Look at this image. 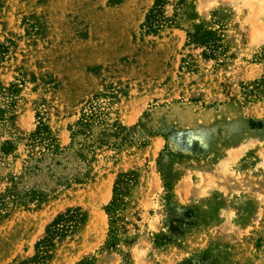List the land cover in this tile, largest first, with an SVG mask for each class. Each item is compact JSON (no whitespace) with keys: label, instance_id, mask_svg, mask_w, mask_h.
I'll return each instance as SVG.
<instances>
[{"label":"rangeland","instance_id":"obj_1","mask_svg":"<svg viewBox=\"0 0 264 264\" xmlns=\"http://www.w3.org/2000/svg\"><path fill=\"white\" fill-rule=\"evenodd\" d=\"M155 1L0 0V197L39 125L66 148L92 114L108 138L84 182L0 203V264H264V0H163L154 32Z\"/></svg>","mask_w":264,"mask_h":264},{"label":"trees","instance_id":"obj_2","mask_svg":"<svg viewBox=\"0 0 264 264\" xmlns=\"http://www.w3.org/2000/svg\"><path fill=\"white\" fill-rule=\"evenodd\" d=\"M163 0H157L154 6L149 10L145 18V24L149 31H156L157 25L165 22L162 17ZM190 35V33H189ZM195 41L199 44L207 45L211 52H214L219 47V38H217L213 31H208V34L201 38L195 37ZM94 117L92 114H84L78 122L71 127V143L68 147H61L57 138L46 125H39L38 129L30 135L29 152L27 157L23 160L21 171L18 175L11 176V185L7 186L0 197V203L4 204L6 198L23 203L34 199H44L50 192L57 190L63 186H70L73 183H82L89 177L91 162L94 160L96 148L105 144L108 138L103 136L95 137L91 131ZM104 123L102 119H99ZM121 129H125L120 127ZM117 137L116 130L112 133ZM116 144V142H114ZM37 148V149H36ZM13 149L11 144L3 146L4 154H9ZM77 152L78 156L72 155V152ZM93 153L89 158L87 153ZM70 157V158H69ZM73 157L74 159H72ZM46 175L48 180L43 182V189L30 188L27 190H20L18 185L24 179L32 176ZM136 172L128 171L118 175V179L114 185V199L111 204L117 200L120 193V187L126 186L133 182ZM54 185V186H50ZM8 198V199H9ZM110 208V207H109ZM108 209V208H107ZM109 210V209H108ZM84 216L78 209L68 210L65 214H60L49 226L47 236L43 238L38 244L47 248L53 245V239L56 236H65L69 231L74 230L80 223L83 222ZM46 254L38 249L37 261H43Z\"/></svg>","mask_w":264,"mask_h":264},{"label":"bare ground","instance_id":"obj_3","mask_svg":"<svg viewBox=\"0 0 264 264\" xmlns=\"http://www.w3.org/2000/svg\"><path fill=\"white\" fill-rule=\"evenodd\" d=\"M207 1H208V0H207ZM246 14H248V13H246ZM247 16H248V15H247ZM247 16H246V17H247ZM218 182H219V181H218ZM108 183H109V185H110V183H111V179H109ZM221 183H222V182H221ZM109 185H108V186H109Z\"/></svg>","mask_w":264,"mask_h":264}]
</instances>
